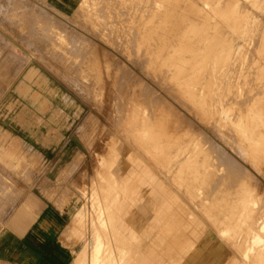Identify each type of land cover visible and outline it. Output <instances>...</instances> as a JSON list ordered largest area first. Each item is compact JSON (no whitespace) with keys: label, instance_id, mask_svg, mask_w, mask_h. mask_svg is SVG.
Instances as JSON below:
<instances>
[{"label":"rangeland","instance_id":"1","mask_svg":"<svg viewBox=\"0 0 264 264\" xmlns=\"http://www.w3.org/2000/svg\"><path fill=\"white\" fill-rule=\"evenodd\" d=\"M170 1L165 6L168 0H158L156 4L162 6L152 10L151 0H76L70 14L60 15L54 13L51 0H0V197L3 200L15 194V179L27 184L37 179L39 194L61 214L56 232L71 251L82 247L92 232L89 228L81 240L73 235L69 206L75 203L92 214L88 194L92 186L100 188L102 178L109 176L115 147L125 142L135 157L140 155L155 165L148 149L158 142V136L161 139L165 132L178 136L188 124L193 133L225 148L254 178L263 192V201L256 206L257 222L264 220V171H256L236 156L212 128L161 87L149 68L150 20L171 19L174 12H178V20L197 21L187 27L205 28L197 32L198 43H231V49L222 55L240 61L242 1ZM151 11L160 14L146 13ZM133 57L147 59L138 62L132 61ZM182 121L187 125L182 126ZM155 169L171 189H178L171 176ZM32 171H47L48 175L32 176ZM200 213L196 211L195 217L185 218L181 224L186 236L178 248V264H232L212 246L220 243L214 231L220 221L207 220ZM233 224L239 230L246 217H236ZM159 227L155 224L153 230L144 231L145 243L151 244L162 235ZM75 238L79 243H74ZM113 252V262L108 258L106 263L118 260L119 251L113 247ZM162 261L166 259L162 257Z\"/></svg>","mask_w":264,"mask_h":264},{"label":"bare ground","instance_id":"2","mask_svg":"<svg viewBox=\"0 0 264 264\" xmlns=\"http://www.w3.org/2000/svg\"><path fill=\"white\" fill-rule=\"evenodd\" d=\"M157 1L151 0L149 8L161 7ZM168 1L165 6L170 5ZM241 1L240 61L229 54L222 55L225 49H231V43H198L197 32L205 28L187 27L197 21L178 20V12H174V18L150 20L149 68L161 87L212 128L236 156L256 171H264V0ZM188 126L178 136L167 132L161 139L158 136V142L148 149L155 165L140 155L135 157L131 145L125 142L115 147L109 176L102 178L100 188L93 184L88 194L92 214H86L84 207L75 203L69 206L73 235L81 240L89 228L92 232L91 237L86 236L73 264H108V258L113 262V247L119 251L115 264H178V248L185 235L181 224L196 211L207 220L223 223L222 227L215 225L220 243L212 245L221 257L232 264H264V220L257 222L260 216L257 218L256 212L263 192L232 154L205 135L193 133V127ZM155 168L171 176L178 189H171ZM240 216L246 217V224L238 230L233 223ZM155 224H160L157 231L162 235L151 242L152 247L142 238L144 231L153 230ZM229 228L232 232L226 233ZM201 229L206 231L204 226Z\"/></svg>","mask_w":264,"mask_h":264},{"label":"crops","instance_id":"3","mask_svg":"<svg viewBox=\"0 0 264 264\" xmlns=\"http://www.w3.org/2000/svg\"><path fill=\"white\" fill-rule=\"evenodd\" d=\"M74 3V0H51L49 5L54 13L66 15ZM43 174L47 171L30 173L37 177ZM13 186L15 194L3 200L0 197V264H73L81 247L71 251L60 242L56 231L61 214L39 194L41 186L37 179L30 184L15 179Z\"/></svg>","mask_w":264,"mask_h":264}]
</instances>
